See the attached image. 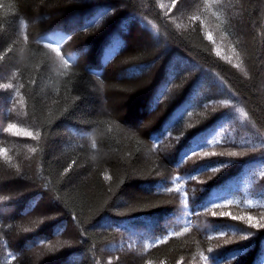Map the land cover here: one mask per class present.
Segmentation results:
<instances>
[{
	"label": "trees",
	"instance_id": "obj_1",
	"mask_svg": "<svg viewBox=\"0 0 264 264\" xmlns=\"http://www.w3.org/2000/svg\"><path fill=\"white\" fill-rule=\"evenodd\" d=\"M202 1L243 72L170 22L190 0H3L0 264H264V228L224 215L264 213V6Z\"/></svg>",
	"mask_w": 264,
	"mask_h": 264
},
{
	"label": "rangeland",
	"instance_id": "obj_2",
	"mask_svg": "<svg viewBox=\"0 0 264 264\" xmlns=\"http://www.w3.org/2000/svg\"><path fill=\"white\" fill-rule=\"evenodd\" d=\"M48 1L49 2L46 3L45 7H53L57 4V0H48ZM170 1L172 2L173 0H170ZM190 2L191 3H189L188 6H185V7H183V6L173 7L171 10L172 12L169 13L170 22L173 25H175L177 28H178V26H181L180 28L183 29L184 27H186L185 24H183L182 21H178L177 19L183 20L182 18L185 16H187L189 18L191 17V19L193 21H195L196 24L199 23L200 28L203 30L202 32H204L205 35H207L208 38L210 39L212 49L214 51H216L217 53H219L222 58L228 60L234 66H236L237 70H240L241 72H243L244 70L241 69L243 67V64L241 63L242 60L240 59V51H239V48L237 47V43L240 40H243V37H244L242 31L239 32V29L233 25V20L230 21L229 16L225 12L224 13L220 12V16L216 15L214 9L211 6H209L208 2H205L202 0H190ZM233 2H235V0H233ZM230 3L231 2H229V1H225L224 4L226 7H230V5H231ZM261 5L263 8L264 0H261ZM233 7H235V5ZM240 9H241V6L240 7L236 6V8L231 9V11H234L233 18L235 16L237 18V15L239 16ZM235 13H236V15H235ZM217 17H220V18H217ZM220 19H223V22H219ZM213 21H215V23ZM226 26H228L227 29H226ZM127 102L128 101H126V100L124 102L119 100L117 103V105H119L118 108L119 107L123 108L124 111H125V109L127 110L128 106H129L127 104ZM4 107L5 106L2 103L0 105V110H3ZM5 110H6V108L4 109V111ZM143 114H145V113H143ZM14 123H16V124L12 125L13 127L10 130L11 134L14 135L13 140H15L17 137L19 139L20 136L30 137L33 134L34 129L30 125V123L25 120V118H20V116H19V117H17V119L14 120ZM22 142H24V141H22ZM24 146H25L24 150H21L23 152L14 153V151H13V154H16L17 156H21V155L27 156V153L31 150V145L26 144V145H23V147ZM12 150L4 151L3 154L11 153ZM225 150H226V152H225ZM219 151H221V153L223 152V153H228V154L235 153L232 149L229 148V146H225L222 149H220ZM14 156L10 155L9 158H12ZM12 164H14V163H12ZM6 196H9V195H6ZM40 210H41V205L36 207L35 210H33L32 213H30L27 217L29 218V216H30L31 217L30 219L33 220V218H34L33 216L35 215V213L39 214ZM224 215H228V216L234 217L236 219L241 218V219H243V220H241L242 223H245V222L248 223L247 221H250V220L253 221L254 220L258 224H261L260 220L264 221V213H259V212L256 213V212L243 211V213H242V211L231 210L229 213L225 212ZM1 216H2V214H1ZM69 226H70V224H68V227ZM57 237L58 236H56V235L51 236V239H50L51 244L48 243V244H50V247L59 241V238H57ZM27 243L28 242H26V247L24 248V251L26 253L39 254L37 248H39V247L42 248L41 246H43V244H40L41 241H38L37 244H39V245H36V247L34 249H30V246L27 247ZM44 244H46V243H44ZM48 247L49 246L47 245V247L45 246L43 248H48Z\"/></svg>",
	"mask_w": 264,
	"mask_h": 264
},
{
	"label": "clouds",
	"instance_id": "obj_3",
	"mask_svg": "<svg viewBox=\"0 0 264 264\" xmlns=\"http://www.w3.org/2000/svg\"><path fill=\"white\" fill-rule=\"evenodd\" d=\"M11 11H13L12 6L10 4H4L3 0H0V15L7 16Z\"/></svg>",
	"mask_w": 264,
	"mask_h": 264
},
{
	"label": "snow or ice",
	"instance_id": "obj_4",
	"mask_svg": "<svg viewBox=\"0 0 264 264\" xmlns=\"http://www.w3.org/2000/svg\"><path fill=\"white\" fill-rule=\"evenodd\" d=\"M5 88H8V87H11L10 85H5L4 86ZM11 127H13V126H9V130L11 129ZM192 153H195V152H192ZM232 155H235V153H233ZM186 157H188V156H186ZM253 227H257V225H252ZM258 227H260V228H264V224H260V225H258ZM245 238H247V237H245Z\"/></svg>",
	"mask_w": 264,
	"mask_h": 264
},
{
	"label": "bare ground",
	"instance_id": "obj_5",
	"mask_svg": "<svg viewBox=\"0 0 264 264\" xmlns=\"http://www.w3.org/2000/svg\"><path fill=\"white\" fill-rule=\"evenodd\" d=\"M150 112V111H149ZM145 114H149V113H145ZM159 131H162V129L161 130H159Z\"/></svg>",
	"mask_w": 264,
	"mask_h": 264
}]
</instances>
